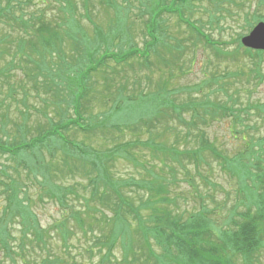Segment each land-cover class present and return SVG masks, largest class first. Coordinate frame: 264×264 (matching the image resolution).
I'll use <instances>...</instances> for the list:
<instances>
[{"label":"trees","instance_id":"1","mask_svg":"<svg viewBox=\"0 0 264 264\" xmlns=\"http://www.w3.org/2000/svg\"><path fill=\"white\" fill-rule=\"evenodd\" d=\"M83 1L87 2V7L84 5L87 15L89 0ZM123 1L126 0H105L104 5L108 10L117 12L121 6L119 2ZM188 1L170 0L169 6L156 2L148 21L143 25V34L147 40L143 42L141 50L133 47L119 56L110 53L109 47L103 46V52L98 59L91 55L94 61H91V56L87 57L85 51V54L79 58L81 61L77 66L70 65L73 72L70 76L67 75L69 71L67 72L60 48L65 39L76 43V38L70 29V21H73L71 13L76 12L74 3L71 0H63L60 6H62L61 17L64 18L52 27L44 23L35 26V23L41 22L39 17L29 16L27 19V15L22 10L23 0H0V25L5 30L2 32L3 38L0 39V43L3 41V44H6L9 36V33L5 35L7 31L21 30L26 33L27 26H30L34 33L33 36L28 35L26 39H17L18 51L12 55L7 69H3L0 76L5 78L17 55H26L29 59L36 56L38 60L35 61V69L41 76L43 70L49 67L45 61V53L55 51L62 60L61 64L64 63L62 67H59L60 65L59 68L57 67L58 70L49 67V71L53 70V75L63 77L65 83L67 79L72 81L76 87L75 93L66 103L59 84L56 90L47 86L48 89L44 92L51 94L54 100L51 105L44 106L45 109L48 107L51 109L54 118L44 110L46 124L38 125L34 129L36 136L27 138L30 132L26 124L27 115L20 114L22 122L19 125L13 124L16 128L15 136L6 137L9 144L0 139V157L6 156L17 166L23 165L28 169L27 180L35 181L42 194L52 200L62 212L61 220L50 228L60 242L58 250H54L50 244L52 238L50 229L41 227L29 206V201L18 196L21 180L16 177L9 179L5 170L1 169L0 176L7 177L9 181L4 182L0 179V196H4L5 200L0 210V258H2L0 264H4L3 261L6 260L16 264V258L23 263L36 264L38 260L39 264H63L65 261L62 256L70 258L72 240L78 241V234L85 241L88 240V233L91 232V225L93 227L94 223V226L99 227V236L94 238V247L89 245L87 249L85 248L89 256L94 253L95 247L102 250L100 247L104 246L108 257L115 248L118 237L131 227L135 238L126 236L123 240L126 245H134L130 249L123 247L133 256L134 261L142 260L143 264H237V259L243 264H256L257 254L264 248V138L250 139L252 142L250 147L249 142L244 144L245 152L249 148L248 159L241 156L233 159L221 156L209 143L204 146L205 136L201 131L203 127L226 120L233 128L237 125L243 126L241 132L249 129V125L244 124L249 122V110H247L249 105L246 109L239 108L240 101L233 98L238 94L237 90H231L233 84L229 82L222 84L213 74L211 78L205 79L206 83L204 80L201 83L214 85L215 90L205 96L190 98L191 92L197 91L198 88L195 86L196 88H191V91L183 89L191 100H186L185 103L172 100L171 94L177 89L173 91L164 85L155 93H142L136 100L131 96L121 95L123 88L118 91L117 97L111 100V109L102 114H93V104L87 103L86 100L90 78L104 69L108 62H112L117 67L136 64L151 69L155 66V70L160 68L172 76L174 72L178 75L185 73L178 62H182L188 47L192 50L188 61L190 67L195 63L199 45L215 58L207 57L211 64L213 60L219 61V64L221 62L228 64V60H234L236 55L241 58L246 57L248 52L249 55L251 54V51L244 50L240 46L239 35L231 41L230 45L234 46V49L230 52L223 49L229 44L213 40L195 21L186 18L183 8L188 6ZM259 1L264 2V0ZM175 2L179 6H175ZM164 14L174 15L179 24L187 28L189 40L174 39L171 45L164 44L167 39L161 30L163 21L161 18ZM251 16L253 18L249 17L250 26L261 20L258 10ZM119 32L121 31L117 33ZM97 36L103 39L101 31ZM74 48L78 52L79 46ZM170 49H173L172 53L167 52ZM6 53H9L6 48L1 49L0 57ZM166 54L171 56V60ZM256 54H259L256 56L259 57L264 52ZM45 64L48 65L46 69ZM211 79L213 81L209 83ZM229 90L232 91L231 94L227 93ZM218 92L225 94V100L212 101L209 95ZM151 95L156 97L149 99ZM136 105H138V114L132 116L129 112ZM259 112L264 117V105L259 108ZM124 117L136 119L133 123V119L125 123ZM139 122L141 124L129 128V125H136ZM121 126H124V129ZM158 127H165L167 129L165 131H174L179 127L177 131L182 132L185 140L198 138L199 145L197 143L196 148L179 150L175 143L168 144L164 141V131L156 129ZM132 129H136L135 137L124 140V132ZM94 133L101 135L103 140L99 150L76 140L79 134L83 138L92 139L90 137ZM205 151H208L212 158L218 159L228 174L242 181V186L245 187L243 192L247 195L246 200L243 201L244 210L238 211L237 208L232 210L228 228L221 232L219 239L212 230L216 227L207 218L205 213L207 209L204 206L201 208L204 211L192 214L187 219L184 215L190 212L176 211L175 197L170 196V186L173 182L170 177L168 181L159 175L153 165L155 161L160 162L170 170L172 167L185 169V163H189L198 174L201 165L205 162L203 156ZM43 155L60 161L59 170L62 179L65 175L83 173L86 183L84 185L76 183L74 186L55 183L50 174L54 163L45 161ZM117 161L130 166L135 174L138 172L137 179L136 175L132 174L125 177L115 174L113 165ZM206 168H209L208 164ZM170 171L173 172L174 169ZM79 189L88 191L87 198L75 196V201L85 198L83 201L88 205H83L82 210L69 207L67 201V195L71 192L76 194ZM15 224L19 226V235L13 230ZM129 233L126 232L127 235ZM13 241L18 243L15 245ZM38 256L40 259L37 258ZM107 257L101 258V263H106L109 260Z\"/></svg>","mask_w":264,"mask_h":264},{"label":"rangeland","instance_id":"2","mask_svg":"<svg viewBox=\"0 0 264 264\" xmlns=\"http://www.w3.org/2000/svg\"><path fill=\"white\" fill-rule=\"evenodd\" d=\"M23 1L22 10L27 15V19L29 16L39 17L41 19V22L35 23V26L44 23L53 27L61 22V18H64L61 17L62 6H60L63 0ZM71 1L76 7V12L71 13L73 21H70V29L73 31L72 33L76 38V43L65 39L60 48V52L64 56L63 59L66 63L67 72L69 71L67 75L70 76L73 74L70 65L77 66V63L81 61L79 58H81V55L85 54V51L87 57L92 55L95 59H98L103 52V46L109 47L110 53L119 56L133 47H137L141 50L143 42L147 40L143 34V25L148 21L150 13L155 8V3L162 2L164 5H168L170 2V0H126L119 2L121 6H119L117 12H113L105 7V0H89V9L87 8L89 11L86 15L84 5H86L87 2L83 0ZM258 1L259 0H189L188 6L183 8L185 10L184 16L189 18L190 21H195L213 40L229 44L223 49H227V51L231 52L234 49V46L230 45L232 40H235L238 35L241 38L247 36L257 23L264 22V2ZM174 5L179 6L177 2H175ZM257 10L259 11L261 20L250 26L249 17L253 18V16H251L252 13H256ZM117 13L118 15L116 16ZM161 20H163L161 23V30L167 37L164 44L174 43V39L183 41L189 40V31L184 25L179 24L178 19L174 15L164 14ZM99 30L103 35V39L97 36V34L100 33ZM4 31L2 25H0V39L3 38L2 32ZM118 31L121 32L117 33ZM8 33L9 36H7L6 44L4 45L3 41L0 43V50L6 48L7 52H9L0 57V73L3 69H7V64L12 60V55L18 51L16 48L17 39H26L28 35L33 36L34 34L30 26H27L26 33L21 30H15V32L11 30L7 31L5 35H8ZM129 39L130 41H128ZM73 45L79 46L78 52H76ZM84 45L86 47H84ZM87 48L89 50H87ZM172 50L173 49H170L167 52L172 53ZM191 51V47H188V50L182 58V62H178V65H181L185 72L183 75H178L174 72V75L170 76L169 72H165L159 68L161 65L158 67L161 70V72H159V69L155 70V66L151 69L142 68L136 64H125L117 67L112 62H108L104 69L96 72L90 78L89 94L86 97L87 103L93 104V114H102L111 109V100L117 97L120 89L124 88L121 95L131 96L136 100L142 93H155L163 85L173 91L177 89L176 92L171 94L172 100L174 99L176 102L185 103L186 100L190 99L183 89L191 91V88L193 89L195 86L198 88L197 91L193 90L191 92L189 95L190 98H197L199 95L205 96L208 92L214 91V85L212 86L209 84L208 86V84H205V79L211 78V75L214 74L222 84H224V82H229L234 85L231 90H237L238 94L234 95L233 98L240 101V109H246V106L249 105L247 109L249 110V122L244 123L249 125V129L241 132L243 126L237 125L233 128L231 127V123L227 120L214 123L206 128L203 127L201 131L204 132L205 136V138L203 137L205 139L204 146H207L206 143H209L221 154V156H226L228 158L241 156L248 159L249 148L248 151L245 152L243 149L244 144L249 142L248 144L250 147L252 146L250 139L255 140V138H264V117L259 112V108L264 105V54L256 57L259 54L255 55V53L258 52L251 51V54L249 55L248 52L246 57L243 56L240 58L236 55L234 60H228V64H222V62L219 64L217 60H213L211 64L207 60V57L211 59L215 58L212 57L210 52L204 51L202 46L199 45L196 51L195 63L190 67L188 61L191 58ZM92 56L90 57L91 61H94ZM166 56L171 60L169 54H166ZM37 60L36 56L29 59L26 55H17L14 58V63L12 61L13 64L9 68L5 78L0 76V139H2V142L9 144V140L6 137L9 136L11 138V135L15 136L16 128L13 124L19 125L22 122L20 114L27 115L26 124L30 131L27 136L28 139L37 135L34 129L37 128L38 125L44 126L46 124V119L43 115L44 110H46L50 117L54 118L51 109L49 107L45 109L44 106L45 104L51 105L54 100L51 94L44 92L49 86L51 89L54 88V90H56V86L59 84L62 90V97H64L66 103H68L71 96L76 91V87H74L72 81L67 79V83H65L63 77L53 75V70L49 71V67L55 68L54 70H56L59 65V67H62L61 65L64 63L61 64L62 60L58 58L55 51L45 53V61L49 67L45 64V69L46 67L48 68L43 70L41 76L38 75L39 73H37L35 69V61ZM153 62H155V59H153ZM43 76H45V78H43ZM203 80L205 83H201ZM212 81L213 79H211L209 83ZM43 82L46 84L44 85ZM106 87H109V89H105ZM231 92L232 91L229 90L227 93L231 94ZM209 96H211L210 99L212 101L225 100V94L221 92L213 93ZM155 97V95H151L149 99ZM129 113L132 116L137 115L138 105L134 106ZM107 114L109 115V113ZM69 115L72 116L71 114ZM135 117H124L123 120L127 123L129 120L133 119V123L136 119ZM139 124H141V122L136 125H129V128ZM121 127L124 129V126ZM178 128L179 127H176L174 131H165L167 130L165 127H158L156 129L159 131L163 130L164 141L168 144L175 143L179 150L198 147V138V140L194 138L185 140V136L182 135V132L177 131ZM134 134H136V129L127 130L124 132L123 138L124 140L133 139L135 137ZM90 138L92 139L83 138L82 135L79 134L76 140L80 142L83 141L86 146H92L95 150H99L103 143L101 135L94 133ZM197 143L198 145H196ZM44 156L45 161L49 160L52 164L54 163L50 170V174L55 183H60L65 186H74L76 183L84 185V183H86L87 180L83 178V173H75L72 174L73 176L65 175L62 179L61 171L59 170L61 168L59 167L60 161L53 157L50 159L47 155H43V157ZM203 156L205 162L201 165L198 174L189 166V163H185V169H180L178 167L170 168V170L174 169L173 172L167 167H164L160 162L155 161L153 165L155 166V171L159 175H162L163 178L168 181L170 177L173 182L170 186V196L175 197L177 205L176 211H178V213L181 211L190 212L184 215L187 219L192 214L204 211L201 209L204 206V208L207 209L205 212L207 213V218L216 227V229H211L219 239V236L222 235L221 232L228 228L229 216L232 210L234 208H237L238 211L244 210L243 201L246 200L245 197L247 195L243 192L245 191V187L242 186V181L236 176L234 177L228 174L225 167L218 162V159L212 158L208 151H205ZM206 164L209 165V168H206ZM1 169L5 170L9 179L16 177L21 180L18 196L25 201H29V206L38 218L42 228L50 229L57 221L61 220L62 212L60 209L52 200L42 194L35 181L27 180L26 175L28 169L24 168L23 165L17 166L13 161L7 159L6 156L0 157V170ZM113 172L122 177L129 176L130 174L136 175V179L138 177V172L135 174L133 170H131V167L122 161L114 163ZM0 179L4 182L9 181L7 177L4 176H0ZM247 185H249V182ZM75 196H84L87 198L88 191L84 192L79 189L76 191V194H73V192L69 193L67 195L69 207L82 210L83 205H88L84 203V197L75 201ZM4 203V196L1 195L0 210ZM94 225L93 227L91 225V232L88 233V240L85 241L79 234L77 235L79 238L78 241L76 239L72 240L70 244V258L62 256L65 261L63 264H143L142 260H140V262L134 261L133 256L128 251L126 252V248L130 249L134 245H126L123 240L126 236H133V238H135V233H133V228L131 227L118 237V242L108 257L104 246L100 247L102 250L99 249V247H95L93 250L94 253L89 256V254L85 252V248L87 249L89 245L94 247V238L99 236V227ZM13 228L15 233L19 235V226L15 224ZM126 232L130 233L127 235ZM50 233V235H52L50 242L51 247L54 250H58L60 242L53 230L50 229ZM121 242L122 245H120ZM13 243L16 245L18 242L16 243V241H13ZM52 252L57 254L55 251ZM103 257H107L109 260L106 263H101V258ZM37 258L40 259V256ZM1 259L2 258H0V261ZM3 262L4 264H12L7 260ZM36 262V264H39L38 260ZM236 262L237 264H243L240 259H237ZM16 264L33 263H23L16 258ZM256 264H264V248L258 252Z\"/></svg>","mask_w":264,"mask_h":264},{"label":"water","instance_id":"3","mask_svg":"<svg viewBox=\"0 0 264 264\" xmlns=\"http://www.w3.org/2000/svg\"><path fill=\"white\" fill-rule=\"evenodd\" d=\"M241 44L251 50L264 51V23H258L250 34L241 39Z\"/></svg>","mask_w":264,"mask_h":264}]
</instances>
